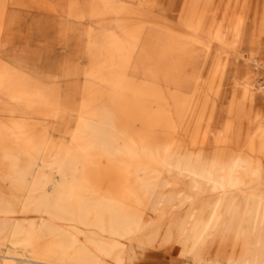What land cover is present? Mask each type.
Instances as JSON below:
<instances>
[{
    "label": "rangeland",
    "instance_id": "374dc122",
    "mask_svg": "<svg viewBox=\"0 0 264 264\" xmlns=\"http://www.w3.org/2000/svg\"><path fill=\"white\" fill-rule=\"evenodd\" d=\"M0 264H264V0H0Z\"/></svg>",
    "mask_w": 264,
    "mask_h": 264
},
{
    "label": "bare ground",
    "instance_id": "6f19581e",
    "mask_svg": "<svg viewBox=\"0 0 264 264\" xmlns=\"http://www.w3.org/2000/svg\"><path fill=\"white\" fill-rule=\"evenodd\" d=\"M99 122V121H98ZM93 133V132H92ZM109 136V135H108ZM116 137V135H115ZM106 151V150H105ZM235 167V166H234ZM77 184V183H76ZM79 184V183H78ZM82 184V183H81ZM74 185V184H73ZM77 186V185H76ZM73 187V186H72ZM76 189V188H75ZM74 189V190H75ZM78 192V189H76ZM80 191V190H79ZM82 191V190H81ZM89 193V191H87ZM72 193V192H71ZM73 195V193H72ZM87 196V195H86ZM70 197V196H69ZM67 198V197H65ZM69 199V198H68ZM61 200V199H59ZM75 201H77V198L74 199ZM84 200V199H83ZM85 200H87L85 198ZM67 201V200H66ZM69 201V200H68ZM72 202V203H75ZM58 202V200H57ZM61 202V201H60ZM70 202V201H69ZM85 203V201H84ZM83 203V204H84ZM77 204V203H75ZM82 204V203H81ZM82 204V205H83ZM87 204V202H86ZM52 207H54L52 210H50L48 207V210L46 211L47 214V220L48 222L52 223V222H58V224H60L61 226H59V229H62L66 232H64V234L67 235V239H69V243L70 245L73 247V252L76 255H80V256H88V257H93L96 259H100L101 257H104L107 253L105 252V248L100 245H91V243L89 242H85L84 244L79 243L77 244L76 241L78 240L79 236H78V229H80L79 227H75L74 229L68 228V224L70 223H83V222H87L89 225V227H92V224H94V222H91V224L89 223V221H94V219L89 220V219H85V218H80L78 216L79 213H75L71 210L68 209L67 205L65 204H58L55 203L54 205H52ZM78 207V206H77ZM114 207V206H113ZM77 209V208H76ZM80 209H81V205H80ZM114 209V208H113ZM83 211V210H82ZM82 213V212H81ZM85 214L87 213L86 211L84 212ZM66 214V215H65ZM100 217V216H99ZM71 219V222L68 221V219ZM101 218V217H100ZM102 220L103 222L105 221L103 216H102ZM109 223L110 226L112 225L113 227H116L118 229L119 232L123 233V234H128L129 232H126L125 230V226H124V221L122 219H119L117 217H112L109 219ZM87 226V227H88ZM70 230V231H67ZM92 230L91 232L97 236H100V231H94L93 227L90 229ZM92 246L91 248L89 246ZM57 247H60V245H56Z\"/></svg>",
    "mask_w": 264,
    "mask_h": 264
},
{
    "label": "crops",
    "instance_id": "0c3cea01",
    "mask_svg": "<svg viewBox=\"0 0 264 264\" xmlns=\"http://www.w3.org/2000/svg\"><path fill=\"white\" fill-rule=\"evenodd\" d=\"M111 227V230L112 231H114V232H117L118 231V229L116 228V227H113L112 225L110 226ZM106 230L104 229V232H105ZM121 233V232H120ZM123 234V233H122ZM104 237H105V239H107L106 241H109V237H110V235H107L106 233L104 234ZM107 242H105V245H104V247L106 248L105 250L107 251V253H108V250H107V246L109 245V242H108V244H106Z\"/></svg>",
    "mask_w": 264,
    "mask_h": 264
}]
</instances>
